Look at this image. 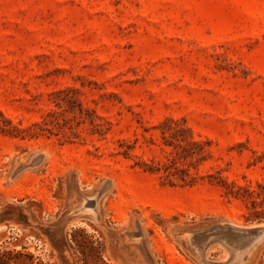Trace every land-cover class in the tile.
Segmentation results:
<instances>
[{"label":"rangeland","instance_id":"rangeland-1","mask_svg":"<svg viewBox=\"0 0 264 264\" xmlns=\"http://www.w3.org/2000/svg\"><path fill=\"white\" fill-rule=\"evenodd\" d=\"M262 226L264 0H0V250L263 264Z\"/></svg>","mask_w":264,"mask_h":264},{"label":"trees","instance_id":"trees-1","mask_svg":"<svg viewBox=\"0 0 264 264\" xmlns=\"http://www.w3.org/2000/svg\"><path fill=\"white\" fill-rule=\"evenodd\" d=\"M180 148H183V146L179 145ZM179 148L175 152V155H179ZM175 155L172 159H170L171 162L176 163ZM183 171L186 175L189 176L190 180H194L195 177L188 172L187 169L184 168H178L176 167V172ZM175 172L167 174L165 176L168 178L170 175H174ZM184 181H186V178H183ZM75 244V247H74ZM70 246L75 248L76 252H78L81 255V259L83 260L84 264H108L103 257L102 253V244L98 241H91L89 243L79 241L74 235L72 237V242ZM26 247H23L22 250H0V264H47L44 263L41 259H38L36 261V257L34 254H31L29 252H26ZM264 264V261L262 262Z\"/></svg>","mask_w":264,"mask_h":264},{"label":"water","instance_id":"water-1","mask_svg":"<svg viewBox=\"0 0 264 264\" xmlns=\"http://www.w3.org/2000/svg\"><path fill=\"white\" fill-rule=\"evenodd\" d=\"M235 233L247 240V245L238 259L240 262L249 258L264 243V228L257 227L246 231L235 229Z\"/></svg>","mask_w":264,"mask_h":264},{"label":"bare ground","instance_id":"bare-ground-1","mask_svg":"<svg viewBox=\"0 0 264 264\" xmlns=\"http://www.w3.org/2000/svg\"><path fill=\"white\" fill-rule=\"evenodd\" d=\"M89 210H92V209H89ZM92 211H93V210H92ZM261 228H264V226H262ZM247 259H248V258H247ZM247 259H246V260H247ZM241 262L243 263L244 261H241Z\"/></svg>","mask_w":264,"mask_h":264}]
</instances>
